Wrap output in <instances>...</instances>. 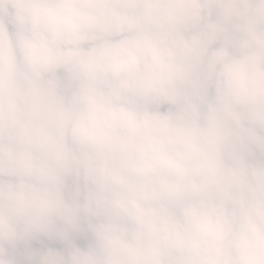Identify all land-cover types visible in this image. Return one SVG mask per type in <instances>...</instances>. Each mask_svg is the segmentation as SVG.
Listing matches in <instances>:
<instances>
[{
  "label": "clouds",
  "instance_id": "9594fccd",
  "mask_svg": "<svg viewBox=\"0 0 264 264\" xmlns=\"http://www.w3.org/2000/svg\"><path fill=\"white\" fill-rule=\"evenodd\" d=\"M0 264H264V0H0Z\"/></svg>",
  "mask_w": 264,
  "mask_h": 264
}]
</instances>
